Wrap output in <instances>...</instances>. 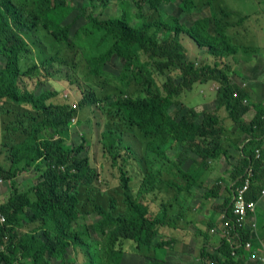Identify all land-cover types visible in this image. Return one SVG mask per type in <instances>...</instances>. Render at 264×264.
I'll return each mask as SVG.
<instances>
[{
  "label": "trees",
  "instance_id": "1",
  "mask_svg": "<svg viewBox=\"0 0 264 264\" xmlns=\"http://www.w3.org/2000/svg\"><path fill=\"white\" fill-rule=\"evenodd\" d=\"M76 1L81 4H72L68 0H0V102L14 101L30 106L41 116L39 120L33 118L26 137L12 147L13 167L0 166V176L14 188L16 178L22 173L35 170L41 178L25 192L15 188L6 201H1L0 211L6 216V223H0V264H48L49 255L65 260L68 250L77 245L87 257L84 264H129L125 259V243L126 246L133 245V253L143 252L147 256L144 263L138 264H177L169 261L171 259L162 249L165 242L162 244L158 238L159 230L174 227L183 215L176 209L177 196L182 191L190 192L192 185H199V171L209 161H216L222 155L230 156L228 149H224L227 138H223L228 127L216 112L220 106H225L233 125L251 135L247 141H231L240 150V157L230 172L231 181L226 184L222 212L228 216L232 214L234 180L240 182L250 164H253L255 174L264 166V149L260 158L255 153V147L262 145L261 137H257L255 131L260 130L264 135V103L256 104L255 116L246 121L244 115L250 109V104L244 103L246 92L227 74V64L222 61L238 49L233 41L235 36L228 30L249 15L239 16L235 10L218 4V0H211L209 14H202L186 24L172 14L150 19L143 13L140 0H134L141 18L136 24L130 22L126 11L107 18L91 12L85 16L86 24L72 29L73 21L67 20L74 10H84L87 5L92 9L100 5L106 7L113 0ZM145 1L149 12H159V6L174 0ZM257 1L264 13V0ZM178 5L186 14L198 6L195 0H180ZM235 15L238 20L232 21ZM40 23L57 43L78 44L92 75L106 76L112 72L108 62L113 57L124 62L113 77L122 82L121 93L115 99L97 98L96 92L87 86L79 101L80 106L90 107L98 101L104 105L111 103L121 120L131 130L136 128L138 132L134 135L144 142L140 157H135L143 169V186L132 195L128 188V181L132 179L128 174L131 157L119 145L120 134L111 128L101 133L99 140L103 152L112 158L113 166L119 167L127 205L125 214L118 217L99 208L103 219L96 221L93 229L100 241L93 240L92 230L81 221L78 210L80 187L91 186L99 172L91 163L88 151L82 153L83 142L71 145L65 141L77 108L69 103L48 101L58 92L46 88L38 92L39 87L29 89L23 80L24 77L34 79L35 71L49 63L43 59L25 68L22 66V56L31 51L25 34ZM182 35L204 48L214 61L195 65L187 55ZM89 38H98L96 45L104 48L97 53L99 49H91ZM170 67L177 72L157 84L154 73ZM207 81L217 82L215 109L200 111L183 104L181 99H173L194 82ZM235 91L238 92L236 96ZM51 129L54 132L48 135ZM157 184L160 215L152 218L149 205L142 199L152 194ZM258 188L254 182L248 197L256 199ZM30 222L38 223L37 228L22 230ZM241 234L243 241L250 239L248 229ZM155 237L160 244H153ZM220 237V242L211 251L205 248L206 245L202 247L198 264H245L244 246L236 248L237 255L233 256V246ZM151 249L161 251V258L156 259L151 252H146Z\"/></svg>",
  "mask_w": 264,
  "mask_h": 264
},
{
  "label": "rangeland",
  "instance_id": "2",
  "mask_svg": "<svg viewBox=\"0 0 264 264\" xmlns=\"http://www.w3.org/2000/svg\"><path fill=\"white\" fill-rule=\"evenodd\" d=\"M179 1L180 0H174L169 3L162 4L159 6V12H149L146 1L140 0L143 13L146 14L150 19H156L159 16L164 17L165 15L172 14L179 17L181 21L185 22L186 24H190L196 17L202 14H209L211 0H195V4L198 6L196 9L193 7L192 13L190 14H186L179 7ZM68 2L76 5L81 4V2H77L76 0H68ZM31 5L32 4L29 6ZM122 11L127 12V16L129 17L132 24H136L141 20V18H139L137 15L138 7L135 5L134 0H113L109 2L106 7L100 5L95 9H92L90 5H87L84 10H74L68 17L67 21H73L72 29H76L78 26L84 25L88 22V19L85 16L91 12H94L95 14L99 13V17L107 18L110 16H119L121 15ZM184 36L185 35H182V37ZM25 37L28 40L31 51L29 53H25L22 56V66L25 68L31 65L33 62L40 63L43 59H47L49 62L46 64L45 68L35 71L33 74L35 76L34 79H28L27 77H24L23 80L25 82V86L29 89L39 87L38 92L44 88L55 90L58 92V94L50 98L48 101H53L55 103H69L70 105H73V107L77 108V111L74 113V116L69 123V130L68 134L65 135V141L66 144L71 145H78L83 142L85 144V148L83 149L82 153H86L88 151L87 154L90 157L91 163L97 168L99 172L98 178L91 186L80 187L78 192V210L81 221L85 222L92 230L93 240L100 241L101 239L93 229L94 223L103 219V217L99 215V208L109 212L114 217H118L125 214L127 205L124 195L125 187L120 179L119 167L113 166L112 158L109 157L107 153L105 154L103 152L99 140L101 133L105 129L111 128L120 134L118 139L119 145L125 149L124 153H127L131 157L128 164V174L132 179L128 181V188L130 189L132 195L143 186V169L138 166L135 157H140V153L143 151L144 142L134 135V133L138 132L136 128H132L131 130L129 126L121 120V117L117 115L115 109L111 107V103L104 105V103L98 101L96 105L90 107L87 105L80 106L79 101L84 96L83 90L87 86L96 92L97 98L103 99L107 96L108 101L115 99L121 93L120 88L122 82L118 79H114L113 77L122 69L124 62L123 60L113 57L108 62V68L110 71L115 73L109 72L106 76L92 75L89 72L87 60L80 52L78 44L73 43L72 45H67L66 43H57L54 39V36L48 29L44 27L42 23L38 24L32 31L27 32ZM186 40L189 41V37L188 39L185 38V41ZM96 41L98 42V38L97 40L89 38L91 49L95 48L94 51L99 49L97 51L98 53L104 48V46L101 45V47H98V44L96 45ZM198 48L204 50V52H199V50H197L198 53H196V56L193 58L195 65H201L205 61H214L215 58H213L211 55L210 59L204 56L207 54L204 48ZM227 59V56L223 57V63H225ZM47 70H49V72H47ZM176 72L177 70L172 67L164 69L161 72L156 71L154 75L156 77L157 84L160 85L162 83V79L164 81V78L167 75H173ZM190 88H184L178 95H174L175 98L173 97V99H181L183 104L186 103L184 101L195 100L196 96L193 92H190L191 94H189L188 97L186 96L187 100L183 101L182 99L184 92L189 91ZM210 88L213 93L217 89L212 83H210ZM213 99L214 97L212 98L211 96H207L202 98V100H198L197 102L201 101L200 103L215 104L216 100L214 99L213 101ZM246 100L247 101L244 103H248L250 105H256L258 103L254 101L251 102L249 99ZM195 103L193 105H195ZM193 107L200 111L203 110L202 108H204L200 105ZM33 118L39 120L41 116L40 114L38 115V112L33 110L30 106L14 101L0 102L1 167H13L11 163V149L13 146L23 141L28 132L31 130ZM52 132H54L52 129L49 130L48 135H52ZM240 132L243 134V131ZM240 140L241 139H239V141ZM234 152L236 153V150H234ZM40 179L41 178L40 175H38V171L36 172L35 170H31L30 172L22 173L16 178L15 188L20 192H25L28 188H32L33 185H35ZM15 188L9 181H4L2 185V193L0 194V202L6 201L11 192L13 193ZM158 189L160 188L157 184L156 189L152 191V194H148L142 199L143 202L149 205L150 217L152 218H154V216L160 215L159 193L156 195V190ZM30 197L33 198V195L30 194ZM28 224H25V227L22 229L25 232L29 230L30 227L36 229L38 226V223L36 222H30ZM211 224L212 223L210 221H204L201 226H196L206 232V234H211ZM258 224L259 226L257 233L259 231L258 235H260L261 238H264V236H261V234L264 235V215ZM77 229H79V227H77ZM193 231L194 230L189 233L185 231L183 232L190 234ZM175 232H177V230L168 228L167 226L161 228L159 230V234L164 240L162 244L164 242H172L171 239H174V242L171 245L174 253L176 252V247L178 249L187 248L182 252L184 255H186L185 258L188 257V259H197V257L201 256L200 251L202 248L200 249L199 246L193 247L189 237L185 238V244L177 245V238L183 233L180 232V235H176ZM200 233H202V231H200ZM206 239L209 240V238ZM206 239H204V243L207 244L205 246L207 250L211 251L210 248L212 245H218V241L212 243L211 245L209 242H206ZM160 243L161 241L155 237L153 244ZM124 247H126L125 259L129 264H131V262L138 264L144 263L146 261L147 256L144 255L145 253H133L134 247L132 244L129 243L126 246L125 243ZM162 249L166 250L165 248ZM156 251L157 249H153V251L151 249L150 251L146 252H151L150 254H153L156 259L161 258V251ZM174 253L170 255L174 257ZM249 254H247V256H251ZM176 255H178V253H176ZM47 257L49 259L48 264H84L87 259L83 249L78 245L75 248L71 247L68 250V255L65 260H59L51 257L50 255ZM200 258H198L199 261L198 259L192 260L193 263L191 260L182 261L179 259V261L181 264H198L200 263Z\"/></svg>",
  "mask_w": 264,
  "mask_h": 264
},
{
  "label": "crops",
  "instance_id": "3",
  "mask_svg": "<svg viewBox=\"0 0 264 264\" xmlns=\"http://www.w3.org/2000/svg\"><path fill=\"white\" fill-rule=\"evenodd\" d=\"M217 3L223 4L224 6L235 10L239 16L249 15V18H246L239 24L232 25V27L228 30L229 33L235 36L233 41H235V44L238 45V49L233 54H229L227 56L228 59L225 61L227 65L225 67L227 74H229L231 79L245 90L247 99H249L251 102L254 101L261 103L264 100V13H261L260 11L261 5L257 0H218ZM236 17L237 15L234 16L232 21L238 20ZM185 38L188 39V37L184 36L182 37L181 41L186 47L187 55L190 59L193 60V58L196 56L195 54L198 53L197 50H199V52H204V50L198 48L194 41H192L190 38L189 41H185ZM204 56L210 59V55L206 54ZM223 64L220 66H223ZM210 83L214 84V86L217 88V82L215 83V81L194 83L189 91L184 92L182 99L183 101L187 100L186 96L188 97L189 94H191L190 92H193L197 100H187L184 101L186 102L185 104L188 106L200 105L204 107L202 109H215L214 103L206 104L200 103L201 101L197 102L198 100H202V98L207 96H211L212 98L214 97L215 99L216 90L214 93L211 91ZM194 103L195 105H193ZM216 112L219 115V118H221L222 123L228 127L226 128V132L223 134V138L224 136L227 138V140L224 141V149H228L230 156L226 157L222 155L216 161H209L208 165L204 166L197 175V182L200 186L192 185L190 192L182 191L178 194L176 200V209H178L180 212H183V215L178 218L174 227H168L177 230V232H175L176 235H180V232L183 233L181 236H178L176 241L177 245L185 244L184 241L187 237L190 238L193 247L199 246L200 249L204 245H207L204 243V239L206 238H209V240L206 239V242H209L211 245L217 241L220 242V234H206V232H204L202 229H199L196 225L201 226L204 221H210L212 223L210 225L212 228L221 222V215L223 213L222 198L226 194V184L231 181L230 172H232L240 157V150H237L235 146L231 144V141L234 139L247 141L251 138V135L248 132L244 131L242 134L238 127L233 125V122L227 116L225 106H220ZM255 113V105L251 104L249 111L244 115V119L246 121H250L255 116ZM262 134L263 132L260 130L255 131V135L257 137L260 136L262 138ZM256 148L257 147H255V151ZM234 150H236V153ZM216 182L218 183L217 186L213 187ZM254 182L255 185L259 187L258 190L260 191V188L264 185V166L259 172L255 174ZM263 198L257 202L256 206L257 223L261 221V218L264 215ZM192 230L194 231L190 234L185 233H189ZM257 230L255 233L256 238L264 241V238L262 237V239L260 235H258L259 231L257 233ZM200 231H202V233H200ZM261 236L264 235L261 234ZM158 238L161 241H164L160 234L158 235ZM171 240L172 242H165L163 247L166 249L165 251L168 258L171 259L169 261L181 264L179 259L182 261H192L200 258V256L197 257V259H188V257L185 258L186 255H184L182 252L187 248L178 249L176 247V252L174 253V250L171 246L174 242V239ZM214 247H216V245H212L210 249L212 250ZM245 252L246 264H255L252 258L247 256L249 252ZM173 253L174 257L177 256L175 259L170 255ZM176 253H178V255H176Z\"/></svg>",
  "mask_w": 264,
  "mask_h": 264
},
{
  "label": "built area",
  "instance_id": "4",
  "mask_svg": "<svg viewBox=\"0 0 264 264\" xmlns=\"http://www.w3.org/2000/svg\"><path fill=\"white\" fill-rule=\"evenodd\" d=\"M238 92H234V96ZM247 100L245 99L244 102ZM261 147L256 148V156H262V149L264 147V135L261 138ZM241 181L234 180L236 183L232 193L231 216L225 212L221 215V222L210 230L211 234H220L230 242L234 250L232 255L236 256V248L244 246L245 251L250 253V258L255 264H264V241L257 239L255 236L258 229L257 223V202L264 197V185L260 188L258 198H249L248 194L251 191L252 185L255 181V171L253 164H250L241 175ZM239 182V183H238ZM3 178L0 176V194L2 192ZM1 206V202H0ZM0 223H6V216L0 211ZM248 229L250 239L243 241L241 231ZM258 247V248H257ZM2 249V247L0 248Z\"/></svg>",
  "mask_w": 264,
  "mask_h": 264
}]
</instances>
